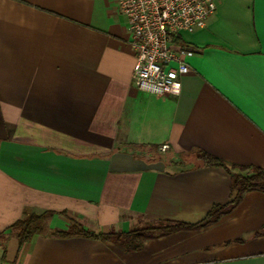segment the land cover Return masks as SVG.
Instances as JSON below:
<instances>
[{"label": "crops", "instance_id": "crops-1", "mask_svg": "<svg viewBox=\"0 0 264 264\" xmlns=\"http://www.w3.org/2000/svg\"><path fill=\"white\" fill-rule=\"evenodd\" d=\"M216 2L205 27L182 34L180 93L157 95L134 84L118 0H0V232L26 208L53 211L50 230L195 223L233 197L231 177L175 162L201 149L264 168V0ZM0 264H264V191L137 251L49 231L19 245L6 231Z\"/></svg>", "mask_w": 264, "mask_h": 264}, {"label": "built area", "instance_id": "built-area-1", "mask_svg": "<svg viewBox=\"0 0 264 264\" xmlns=\"http://www.w3.org/2000/svg\"><path fill=\"white\" fill-rule=\"evenodd\" d=\"M128 20L130 43L136 54L135 86L157 95L179 94L191 53L182 42L184 32L207 25L216 0H118ZM167 145L159 150L165 151Z\"/></svg>", "mask_w": 264, "mask_h": 264}, {"label": "trees", "instance_id": "trees-1", "mask_svg": "<svg viewBox=\"0 0 264 264\" xmlns=\"http://www.w3.org/2000/svg\"><path fill=\"white\" fill-rule=\"evenodd\" d=\"M153 150L159 152V146H153ZM190 158H182L180 162L175 163L187 168L203 166L224 167L230 174L231 191L234 192L233 197L227 203L213 205L206 216L200 221L190 223L172 219L150 220L143 225L126 231L115 229L95 231L74 222L66 228H54L50 230L47 226V220L53 214V211L45 210L37 212L26 208L22 216L0 232V235L6 231H12L18 239L19 245H22L34 235L49 231L51 235L57 237L82 235L91 238L113 240L127 251H137L144 246L145 241L149 238L179 229L192 230L205 227L219 220L223 214L231 211L240 202L245 192L250 190L264 191V168L262 167L231 164L201 149L194 150V155Z\"/></svg>", "mask_w": 264, "mask_h": 264}, {"label": "rangeland", "instance_id": "rangeland-1", "mask_svg": "<svg viewBox=\"0 0 264 264\" xmlns=\"http://www.w3.org/2000/svg\"><path fill=\"white\" fill-rule=\"evenodd\" d=\"M165 156H168V155H165ZM191 159V158H190ZM193 160V159H192ZM48 229H50L49 227H48Z\"/></svg>", "mask_w": 264, "mask_h": 264}]
</instances>
